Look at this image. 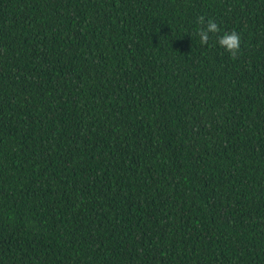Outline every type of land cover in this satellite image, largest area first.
Returning a JSON list of instances; mask_svg holds the SVG:
<instances>
[{
  "label": "trees",
  "instance_id": "16d2710c",
  "mask_svg": "<svg viewBox=\"0 0 264 264\" xmlns=\"http://www.w3.org/2000/svg\"><path fill=\"white\" fill-rule=\"evenodd\" d=\"M0 264H264V0H0Z\"/></svg>",
  "mask_w": 264,
  "mask_h": 264
},
{
  "label": "clouds",
  "instance_id": "9594fccd",
  "mask_svg": "<svg viewBox=\"0 0 264 264\" xmlns=\"http://www.w3.org/2000/svg\"><path fill=\"white\" fill-rule=\"evenodd\" d=\"M196 35L199 38L201 46H207L212 37H216V44L220 49L228 53L233 59L241 50V36L236 31H224L214 19L205 16H199L196 19Z\"/></svg>",
  "mask_w": 264,
  "mask_h": 264
}]
</instances>
